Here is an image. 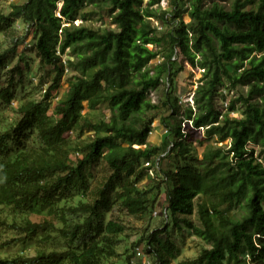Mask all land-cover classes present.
Listing matches in <instances>:
<instances>
[{
  "label": "trees",
  "instance_id": "1",
  "mask_svg": "<svg viewBox=\"0 0 264 264\" xmlns=\"http://www.w3.org/2000/svg\"><path fill=\"white\" fill-rule=\"evenodd\" d=\"M160 1L26 0L0 15V34L13 36L12 49H0V67L19 49L15 24L22 20L51 77L43 98L21 104L19 119L0 134V221L22 235L17 241L46 231L82 238L77 247L0 264H134L143 243L152 264H171L177 247L170 230L181 223L209 245L187 264H264V0H231L228 7L227 0H170L169 10ZM90 6L108 17V26L87 25ZM186 63L202 75L194 105L183 108L175 90ZM70 70L69 91L49 114ZM14 81L0 91L6 104L15 98ZM163 83L165 99L156 104L149 94ZM230 92L236 95L223 112L218 101ZM84 103L91 112L108 105L109 118L83 114ZM161 111L168 135L158 146L149 136ZM184 122L215 141L199 165L191 161ZM33 135L38 145L27 144ZM170 153L183 163L161 170ZM101 161L111 174L93 198L64 205L89 190L91 170ZM150 170L162 176L140 186L153 179ZM159 196L164 226L137 241L124 262L115 261L127 228L108 214L119 206L129 216L147 215ZM39 210L51 219L33 222L29 216ZM195 213L200 225L188 219ZM54 218L64 226L56 227Z\"/></svg>",
  "mask_w": 264,
  "mask_h": 264
},
{
  "label": "rangeland",
  "instance_id": "2",
  "mask_svg": "<svg viewBox=\"0 0 264 264\" xmlns=\"http://www.w3.org/2000/svg\"><path fill=\"white\" fill-rule=\"evenodd\" d=\"M26 0H0V15L8 14L11 11L13 4H23ZM231 0L223 1V4L228 7ZM148 0H144L146 5ZM158 5H155V8ZM159 6L163 10L170 9V0H161ZM188 4H185L183 8L182 17L186 22L190 21L189 13L186 11ZM86 13H89L88 17V26L95 28L108 26L110 20L106 15H104L99 10L90 6L86 8ZM154 25L162 29V26L159 22H153ZM158 24V25H157ZM15 29H17L15 36L20 39V46L17 52L8 56L6 65L0 67V91L2 88H5L10 82L11 78L14 77V94L15 98L11 104H6L0 98V134L11 129L15 122L19 119L20 114L18 113V108L21 104L28 101H40L44 96L45 89L50 85L51 77H49L50 67H44L40 64V58L35 50V38L33 33L26 32V27L22 20H18L15 24ZM13 31V30H11ZM13 36L12 33L0 34V49L2 51L12 49L13 47ZM66 58V56H65ZM159 62V59L152 61L150 64L154 66ZM21 69V73L18 72V69ZM12 70L16 71L13 73ZM74 72L66 71L58 92L54 93L55 97L50 103L49 114L52 113V110L56 104V101L62 96L66 95L69 91L70 80L72 79ZM202 70L192 68L189 64H185L184 71L180 72L176 80V95L180 98V103L183 108L187 106L194 105V93L197 88L198 81L201 78ZM165 84L163 83L157 90L152 91L149 94V98L156 104L161 103L165 97ZM236 92H230L226 100L220 99L218 101V108L223 112L226 111V107L231 98L235 97ZM223 101V102H222ZM89 109L87 103H84L83 114H88ZM92 116L95 119L109 118L110 109L108 105L104 104L98 107L94 112H91ZM167 114L164 111H161L153 124V131L149 136V142L160 146L164 140L167 139L168 132L163 127L164 125L161 122V118ZM183 129L186 130L189 142L193 144L191 152V161L195 164L201 162L203 153L206 148L215 144L214 140L206 139L202 130H195L192 128L191 124H183ZM36 134V133H35ZM70 141L77 140L76 136L73 133L69 134ZM28 145H38L37 136H31L30 140L27 142ZM10 147H13L14 144L10 143ZM260 147L257 148L258 155ZM77 154L71 153L70 158L76 159ZM260 156V154L258 155ZM261 161L264 163V158L261 157ZM177 163H183L176 153H170L168 157L160 161L161 170H170L173 169ZM92 172V182L89 190L83 195L76 196L73 200H69L64 203V205L76 206L78 201L84 200L89 201L95 195L94 192L102 186L104 181L111 174L110 167L103 161L98 165L94 166L91 170ZM153 179L144 178L139 185L144 186L161 177V171L158 174L155 171H152ZM152 180V181H151ZM82 193V192H81ZM163 196L158 197V202L156 206L151 210L147 215L139 216H129L124 210L119 206H115L113 210L108 214V219H115L118 222H123L126 225V233L119 239L117 244L118 256L114 258L115 261L124 262L125 258L128 255H131L133 252V245L139 241L146 233H149L155 229L162 228L166 223V218L163 215ZM41 205H38L40 208ZM5 210L0 209V220L3 219ZM29 218L36 223L43 222L45 219H51L47 214V210H39L36 213L29 216ZM190 222L193 225H200L197 214L188 217ZM56 227L64 226L61 219L54 218ZM0 221V260L1 259H14L19 257L32 258L37 256L41 252L50 253L53 251H63L69 247H77L82 243V238L72 239V237H65L60 235L59 232L46 231L40 233L33 239L28 242L17 241L20 240L22 235L18 231H13L8 227L7 224H2ZM6 222V221H5ZM181 228L172 226L170 230V237L174 244L177 247V251L171 258V264H187L188 262L194 260L198 257L201 251L204 248H209L205 242L197 238L192 234L189 228L181 223ZM3 227V228H2ZM15 240V242H14ZM144 243L141 244L143 249ZM136 263L134 264H152L153 258L149 256L146 251L143 250L142 257H134ZM47 264V263H45ZM49 264V263H48ZM61 264V263H58Z\"/></svg>",
  "mask_w": 264,
  "mask_h": 264
},
{
  "label": "built area",
  "instance_id": "3",
  "mask_svg": "<svg viewBox=\"0 0 264 264\" xmlns=\"http://www.w3.org/2000/svg\"><path fill=\"white\" fill-rule=\"evenodd\" d=\"M75 23L79 24L80 21H76ZM25 30L28 33L30 31V25H28ZM64 59H66V58L64 57ZM148 165H149V163H146V166H148ZM150 173L152 174V170H150ZM142 255H143V249L141 247L136 248V250H135V258H137V257L140 258V257H142ZM133 263H136L135 260H133Z\"/></svg>",
  "mask_w": 264,
  "mask_h": 264
},
{
  "label": "bare ground",
  "instance_id": "4",
  "mask_svg": "<svg viewBox=\"0 0 264 264\" xmlns=\"http://www.w3.org/2000/svg\"><path fill=\"white\" fill-rule=\"evenodd\" d=\"M158 25V24H157ZM164 127V126H163ZM3 228V227H2ZM5 259V258H4Z\"/></svg>",
  "mask_w": 264,
  "mask_h": 264
}]
</instances>
